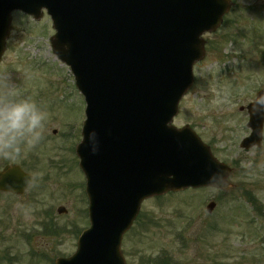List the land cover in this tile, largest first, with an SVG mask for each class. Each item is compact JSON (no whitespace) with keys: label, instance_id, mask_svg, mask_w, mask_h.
<instances>
[{"label":"rangeland","instance_id":"obj_1","mask_svg":"<svg viewBox=\"0 0 264 264\" xmlns=\"http://www.w3.org/2000/svg\"><path fill=\"white\" fill-rule=\"evenodd\" d=\"M232 9L218 33L205 36L207 56L195 67L194 87L181 102L175 125H191L235 168L230 181L236 190L222 195L187 189L145 202L123 238L128 264L156 258L170 264L264 263V143L260 150L240 148L250 133L249 116L240 109L264 88V0H234ZM12 19L0 75H9L22 97L40 104L47 119L37 145L15 159L0 156V169L15 163L37 178L21 197L0 194V264H54L57 257L74 254L90 226L85 177L75 154L86 102L71 70L51 50L50 17L36 21L14 13ZM247 193L262 206L261 215ZM211 201L218 205L210 215ZM17 204L26 206L28 218ZM58 207L68 212L59 215ZM50 221L55 227H48Z\"/></svg>","mask_w":264,"mask_h":264},{"label":"water","instance_id":"obj_2","mask_svg":"<svg viewBox=\"0 0 264 264\" xmlns=\"http://www.w3.org/2000/svg\"><path fill=\"white\" fill-rule=\"evenodd\" d=\"M230 8L231 0H0V61L13 11L40 20L47 10L57 32L54 54L71 67L87 102L76 153L91 227L76 254L56 264H126L122 238L145 200L187 188H233L232 170L192 129L172 125L193 87L194 66L206 56L203 35L217 32ZM248 113L252 134L244 149L261 146L264 89ZM31 180L10 165L0 172V191L24 194Z\"/></svg>","mask_w":264,"mask_h":264},{"label":"clouds","instance_id":"obj_3","mask_svg":"<svg viewBox=\"0 0 264 264\" xmlns=\"http://www.w3.org/2000/svg\"><path fill=\"white\" fill-rule=\"evenodd\" d=\"M46 119L47 112L40 104L31 97H22L9 75H0V156L15 159L23 150L37 145L42 139ZM89 136L92 138L95 133ZM215 175L210 177V184H214ZM36 179L32 177L29 187L35 185ZM16 207L28 218L29 210L25 205L17 204Z\"/></svg>","mask_w":264,"mask_h":264},{"label":"trees","instance_id":"obj_4","mask_svg":"<svg viewBox=\"0 0 264 264\" xmlns=\"http://www.w3.org/2000/svg\"><path fill=\"white\" fill-rule=\"evenodd\" d=\"M255 204V206H256V203H254ZM257 211H259L258 209H257Z\"/></svg>","mask_w":264,"mask_h":264}]
</instances>
